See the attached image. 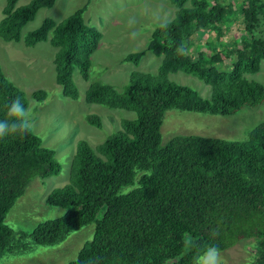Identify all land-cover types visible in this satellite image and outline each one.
Returning <instances> with one entry per match:
<instances>
[{
	"label": "trees",
	"instance_id": "trees-1",
	"mask_svg": "<svg viewBox=\"0 0 264 264\" xmlns=\"http://www.w3.org/2000/svg\"><path fill=\"white\" fill-rule=\"evenodd\" d=\"M56 1L18 5L19 0H7L0 37L23 38L28 46L49 39L57 47L56 80L65 95L77 99L74 70L77 67L89 78L91 57L102 36L96 26L85 22L86 6L60 21L46 17L22 35L37 11ZM170 1L177 7L174 18L158 24L147 44V50L163 56L158 71H132L124 92L101 81L91 82L86 90L88 102L132 110L137 116L123 118L121 128L96 147L80 139L69 182L48 194L49 204L67 211L33 230L36 243H59L95 221L93 238L67 264H193V257L206 246L222 251L251 237L258 240L254 264H264V121L245 140L186 134L163 144L161 133L165 112L173 107L231 115L264 101V84L245 76L258 71L264 59V36L256 34L264 20V0L238 5L232 0ZM236 9L246 33L239 44L232 41L219 48L211 40L209 51L189 53L202 28L217 31L221 38ZM144 54L145 50L132 52L124 60L138 63ZM178 70L210 84L211 97L171 80L169 73ZM33 96L45 99L47 92L36 90ZM16 97L27 107L25 92L0 65V118ZM87 120L102 126L95 113ZM61 171L55 150L44 145L32 128L0 137V257L13 247L15 231L5 223L13 204L33 177ZM131 184L136 186L121 191ZM104 206L105 213L97 218Z\"/></svg>",
	"mask_w": 264,
	"mask_h": 264
},
{
	"label": "rangeland",
	"instance_id": "rangeland-1",
	"mask_svg": "<svg viewBox=\"0 0 264 264\" xmlns=\"http://www.w3.org/2000/svg\"><path fill=\"white\" fill-rule=\"evenodd\" d=\"M29 1L19 0L18 5ZM232 1L238 5L247 0ZM6 3L7 0H0V20ZM83 6H86L83 15L85 22L96 26L102 36L91 57L89 78L85 79L77 67L74 70L73 77L79 89L77 99L65 95L56 80L54 56L57 47L49 39L28 46L23 38L20 41H6L0 37V65L8 78L26 94V108L33 131L42 138L44 145L55 150L62 164V171L58 175L33 177L23 195L7 213L5 223L14 229L15 234L11 239L13 247L3 252L0 264H67L93 238L95 221L72 231L63 241L55 244L36 243L32 232L41 222L62 216L67 211L62 206L49 204L47 197L54 188L69 182L78 141L86 139L96 147L109 134L121 128L123 118L137 116L132 110L88 102L87 88L91 82L101 81L124 92L130 83L132 71L156 73L163 56L147 50L148 40L153 29L174 18L177 10L170 0H57L53 6L38 10L35 18L23 27L22 35L24 37L27 32L39 27L46 17L60 21ZM241 19V13L236 9L228 22V30L221 38L217 31L202 28L194 44L188 48L189 53L194 55L197 49L209 51L208 42L211 40L219 48L232 41L239 44L246 35ZM256 34L264 36V20L260 21ZM142 50H145V54L138 63L124 60L127 54ZM245 76L264 84V59L258 71L247 72ZM169 78L198 90L204 97L212 95V86L191 73L178 70L169 73ZM41 89L47 92V96L45 99L35 98L33 92ZM90 113L101 117V127L87 120ZM263 121L264 101L256 106L245 105L231 115L173 107L166 110L164 115L162 143L176 135L186 134L245 140L250 130ZM135 186L126 185L121 191L128 192ZM105 211L106 206L98 212L97 218H101ZM219 252L220 264H254L258 256V240L255 237L243 238Z\"/></svg>",
	"mask_w": 264,
	"mask_h": 264
},
{
	"label": "clouds",
	"instance_id": "clouds-1",
	"mask_svg": "<svg viewBox=\"0 0 264 264\" xmlns=\"http://www.w3.org/2000/svg\"><path fill=\"white\" fill-rule=\"evenodd\" d=\"M32 128L29 111L20 97L11 100L6 114L0 118V137L28 132ZM193 264H220L219 249L213 245L200 249L193 257Z\"/></svg>",
	"mask_w": 264,
	"mask_h": 264
}]
</instances>
